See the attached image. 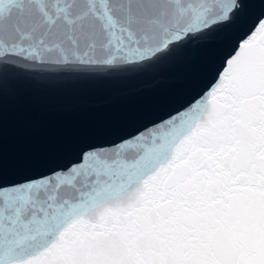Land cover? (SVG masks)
I'll return each instance as SVG.
<instances>
[{"label":"snow or ice","instance_id":"snow-or-ice-1","mask_svg":"<svg viewBox=\"0 0 264 264\" xmlns=\"http://www.w3.org/2000/svg\"><path fill=\"white\" fill-rule=\"evenodd\" d=\"M215 45L148 122L20 180L0 165V264H264V0H0V97L13 70L158 72Z\"/></svg>","mask_w":264,"mask_h":264},{"label":"water","instance_id":"water-1","mask_svg":"<svg viewBox=\"0 0 264 264\" xmlns=\"http://www.w3.org/2000/svg\"><path fill=\"white\" fill-rule=\"evenodd\" d=\"M250 13L258 6L248 5ZM199 62L158 72L90 73L75 68L13 70L6 77L0 124V165L6 182L32 174L30 162L63 163L84 143H106L178 103L202 76L216 47Z\"/></svg>","mask_w":264,"mask_h":264}]
</instances>
